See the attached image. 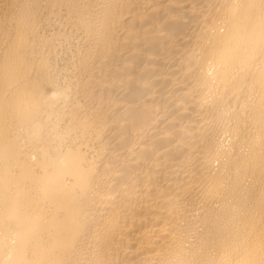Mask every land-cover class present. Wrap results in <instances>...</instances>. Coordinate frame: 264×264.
Here are the masks:
<instances>
[{
    "label": "bare ground",
    "instance_id": "1",
    "mask_svg": "<svg viewBox=\"0 0 264 264\" xmlns=\"http://www.w3.org/2000/svg\"><path fill=\"white\" fill-rule=\"evenodd\" d=\"M0 264H264V0H0Z\"/></svg>",
    "mask_w": 264,
    "mask_h": 264
}]
</instances>
